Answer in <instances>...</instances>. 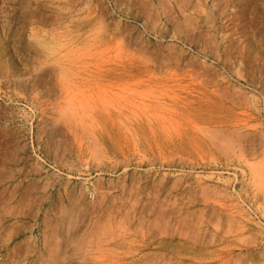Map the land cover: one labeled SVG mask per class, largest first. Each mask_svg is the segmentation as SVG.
Wrapping results in <instances>:
<instances>
[{
  "label": "rangeland",
  "instance_id": "obj_1",
  "mask_svg": "<svg viewBox=\"0 0 264 264\" xmlns=\"http://www.w3.org/2000/svg\"><path fill=\"white\" fill-rule=\"evenodd\" d=\"M55 39L84 65L58 68ZM96 110L119 144H77L67 119ZM262 173L264 0H0V264H264Z\"/></svg>",
  "mask_w": 264,
  "mask_h": 264
},
{
  "label": "bare ground",
  "instance_id": "obj_2",
  "mask_svg": "<svg viewBox=\"0 0 264 264\" xmlns=\"http://www.w3.org/2000/svg\"><path fill=\"white\" fill-rule=\"evenodd\" d=\"M183 10V9H182ZM93 13V12H92ZM104 18V17H103ZM104 21V20H103ZM59 22V21H58ZM105 23V22H104ZM103 23V24H104ZM113 25V24H112ZM116 25V24H115ZM101 26V25H100ZM103 27H104V25H103ZM102 27V28H103ZM108 27V26H107ZM113 27V26H112ZM106 28V27H105ZM98 32V31H97ZM121 33V32H120ZM57 34H59V33H57ZM111 35H112V31H111ZM117 35V34H116ZM110 36V35H109ZM56 37H57V35H56ZM58 38V37H57ZM120 38H122V40L124 39L123 37H120ZM59 39V38H58ZM139 39V38H138ZM145 39V38H144ZM161 39V38H160ZM110 40H111V38H110ZM134 40V39H133ZM136 40V39H135ZM147 40V39H146ZM106 41V40H105ZM117 41H118V39H117ZM147 43H149V42H147ZM126 44V43H125ZM120 45V44H119ZM80 46V45H79ZM90 46V45H89ZM73 47V46H72ZM91 47V46H90ZM87 48V47H86ZM123 48V47H122ZM78 49H80L79 47H78ZM93 49V48H92ZM117 50H119V49H117ZM128 50V49H127ZM131 50V49H130ZM72 51H74V49H72L71 47H70V45H68V46H66L65 45V43L64 44H62V42L60 41V42H57L56 41V39H55V46H54V49H53V53H54V55H55V57L56 58H54L53 60H56V62H57V64L60 66V67H58V68H60V69H65V67L66 68H68V67H72V66H78V67H81L80 65H82L83 63H85V62H79V60H77V61H75V62H72L71 61V59H68V58H70V53L72 52ZM80 52H81V50H79ZM105 51H106V49H105ZM120 51V50H119ZM122 51H124V50H122ZM126 51V50H125ZM84 52V51H83ZM121 52V51H120ZM129 52V51H128ZM75 53H76V51H75ZM74 53V54H75ZM116 53H117V51H116ZM78 54V53H77ZM133 54V53H132ZM79 55V54H78ZM78 55H76V56H78ZM92 55V54H91ZM161 55V54H160ZM72 56V55H71ZM86 56V55H85ZM89 57H90V55H88ZM73 57V56H72ZM119 57V56H118ZM175 57V56H174ZM79 58H80V56H79ZM121 58V57H120ZM163 58V57H162ZM74 59V58H73ZM139 59H141V57L139 58ZM149 59V58H148ZM170 59H172V58H170ZM175 59V58H174ZM119 60V59H118ZM91 61V60H90ZM142 61H143V58H142ZM149 61V60H148ZM171 61H173V59L171 60ZM150 62V61H149ZM142 63H144V62H142ZM56 64V65H57ZM91 64V63H90ZM117 64V63H116ZM119 64V63H118ZM121 64V63H120ZM84 65V64H83ZM87 65V64H86ZM92 65V64H91ZM122 65V64H121ZM143 65V64H142ZM156 65V64H155ZM88 66V65H87ZM184 66V65H183ZM83 67V66H82ZM180 67V66H179ZM120 70V73L123 75V77H125V80L126 79H136L137 78V80H139V82L140 81H144V80H150V78H144V75H140L139 76V70L137 69V66L135 65V64H133V62L132 63H129V64H127V65H123V66H121V68H119ZM174 69V68H173ZM104 72H105V74H104V76H103V79L105 80V81H110V76H109V74H110V69H108V68H106L105 70H104ZM118 72V71H117ZM148 72V71H147ZM76 74V73H75ZM78 74V73H77ZM146 74V73H145ZM158 74V73H157ZM73 75V74H72ZM60 76H61V74H60ZM147 76V75H146ZM159 76V75H158ZM63 77V76H62ZM66 77V76H65ZM69 77V76H68ZM67 77V78H68ZM93 78H94V76H93ZM101 78V77H100ZM121 78V77H120ZM66 79V78H65ZM180 79V78H179ZM56 81V80H55ZM59 81H60V79H59ZM62 81V80H61ZM70 81V80H69ZM129 81V80H128ZM71 82V81H70ZM153 82V81H152ZM68 83V82H67ZM154 83H158V81H155ZM62 84H63V82H62ZM69 85V84H68ZM67 85V86H68ZM78 85V84H77ZM168 85V84H167ZM89 86H91V85H89ZM161 86V85H160ZM76 87V86H75ZM81 88V87H80ZM79 88V89H80ZM132 88V87H131ZM152 88V87H151ZM164 88V87H163ZM82 89V88H81ZM89 89V88H88ZM90 89H92V88H90ZM155 89H157V88H155ZM181 89V88H180ZM94 90V89H93ZM133 90V89H132ZM137 90V89H136ZM136 90L135 91H133V92H130V93H132V95H133V93L134 92H136ZM150 90V89H149ZM164 90H166V89H161V90H159V92L157 93V94H155V92H154V97H153V95L149 92V94L150 95H152V100H154V101H156V102H158V103H161V99H163L164 98V96L165 95H167L168 94V92L167 91H164ZM188 90V89H187ZM186 90V91H187ZM59 91L61 92V94L64 96V99H63V96H62V100H65L66 101V105H68V102L70 101V98L71 97H69L73 92L70 90V89H68V88H65L64 86L63 87H60L59 86ZM70 91L72 92V93H70ZM89 91H91V90H89ZM88 91V92H89ZM96 91V90H95ZM98 91H99V89H98ZM164 91V92H163ZM59 92V93H60ZM79 92V91H78ZM77 92V93H78ZM81 92V91H80ZM97 92V91H96ZM105 92V91H104ZM129 92V91H128ZM142 92L144 93V91H141V94H142ZM146 92H148V91H146ZM145 92V93H146ZM153 92V91H152ZM178 92V91H177ZM70 93V94H69ZM84 93V92H83ZM91 93V92H90ZM90 93H88L89 95H88V97H90L91 96V94ZM93 93V92H92ZM140 93V92H139ZM173 93V96H172V99H173V101H175L176 102V104H178V106H181L182 107V109H186V110H188V111H190V110H195L196 108L195 107H192V105H191V103H188V100L191 98V97H195L193 94H192V92H185V96H183V97H181L182 95H179V93H176L175 91H173L172 92ZM80 94H82V93H80ZM86 94V93H85ZM140 94V95H141ZM196 94V93H195ZM202 94V93H201ZM69 95V96H68ZM72 95H74V93L72 94ZM71 95V96H72ZM93 95V94H92ZM147 95V94H146ZM171 95V94H170ZM74 96H76V94L74 95ZM74 96H73V98H74ZM124 96V95H123ZM139 96V95H138ZM142 96V95H141ZM140 96V97H141ZM168 96V95H167ZM82 97V96H81ZM84 97V96H83ZM105 97V96H104ZM103 97V98H104ZM127 97V96H126ZM132 97V96H131ZM136 97V96H135ZM144 97H146V96H144ZM171 97V96H170ZM68 98L69 99V101L67 102V100L66 99ZM76 98V97H75ZM85 98H87V96L85 97ZM93 97H91L90 99H92ZM117 98V97H116ZM124 98V97H123ZM134 98V97H133ZM149 98V97H148ZM88 99V98H87ZM111 99V98H110ZM122 99V98H121ZM128 99H130V98H128ZM76 100V99H75ZM77 100H79L78 99V96H77ZM81 100V99H80ZM93 100V99H92ZM108 100V99H107ZM115 100V99H114ZM125 100V99H124ZM137 100V99H136ZM74 101V100H73ZM90 101V100H89ZM108 101H110V100H108ZM116 101V100H115ZM117 101H118V99H117ZM130 101V100H129ZM132 101V100H131ZM130 101V102H131ZM139 101H141V100H139ZM160 101V102H159ZM52 102V101H51ZM107 101H105V102H103V103H106ZM135 102V101H134ZM65 103V102H64ZM70 103H71V101H70ZM69 103V104H70ZM73 103H75V102H73ZM87 103V102H86ZM90 103V102H89ZM89 103H87V104H89ZM110 103H111V101H110ZM124 103V102H123ZM127 103H129V102H127ZM157 103V104H158ZM83 104V103H82ZM86 104V105H87ZM58 105V104H57ZM66 105H64V107L66 106ZM71 105V104H70ZM75 105V104H74ZM93 105V104H92ZM109 105V104H108ZM126 105V104H125ZM137 105V104H136ZM69 106V105H68ZM72 106V105H71ZM83 106V105H82ZM84 106H85V104H84ZM88 106V105H87ZM89 106H91V103H90V105ZM115 106V105H114ZM114 106H113V108H114ZM120 106V105H119ZM139 106V105H138ZM141 106V105H140ZM143 106V105H142ZM177 106V107H178ZM92 108H93V106H91ZM103 107H104V105H103ZM121 107V106H120ZM126 107V106H125ZM134 107V106H133ZM157 107V106H156ZM68 110H69V108L68 107H66ZM72 108H73V106H72ZM72 108L70 109L71 111H72ZM78 108V107H77ZM85 108V107H84ZM88 109H89V107H87ZM116 108V107H115ZM139 108V107H138ZM155 108V107H154ZM60 109V108H59ZM91 109V108H90ZM97 109V108H96ZM100 109V108H99ZM101 109H103V108H101ZM105 109V108H104ZM122 109H124L123 107H122ZM127 109V108H126ZM141 109V108H140ZM180 109V108H179ZM49 110V109H48ZM58 110V109H57ZM74 110V109H73ZM77 110V109H76ZM87 110V109H86ZM93 110V109H92ZM115 110H117V109H115ZM118 110H119V108H118ZM128 110V109H127ZM132 110H133V108H132ZM131 110V111H132ZM147 110V109H146ZM175 110H177V108L176 109H173V111L175 112ZM70 111V112H71ZM90 111V110H89ZM105 111H107L106 109H105ZM129 111V110H128ZM170 111H171V109H170ZM172 111V112H173ZM55 112V111H54ZM63 112V111H62ZM78 112V111H77ZM103 112V111H102ZM108 112V111H107ZM109 112H111V111H109ZM119 112V111H118ZM118 112L115 114V115H113V114H111V113H101V112H97V110H96V112L94 113V111H93V114L94 115H92V111H91V115H89V113L87 114V118H86V114H85V119H87V120H85V119H83L81 116L80 117H78V116H75L74 115V113L75 112H73V118L71 117V118H65V119H67L68 120V123H67V126L69 127V129H70V131H71V133H73V135L72 136H74V138H75V141H77V144H79L80 146H82V145H84L85 144V142H87L88 141V143H86L87 145L89 144V142L92 144H95V147H97V145L98 146H103V145H106V144H109V143H116V144H119L118 143V136L119 135H121L120 134V131H119V129L117 128V122H118V118L116 117L117 115H118ZM123 112V111H122ZM144 112H146V111H144ZM57 113V112H56ZM142 113V112H141ZM176 113V112H175ZM83 114V113H82ZM137 114V113H136ZM145 114V113H144ZM149 114H151V113H149ZM158 114V113H157ZM52 115V114H51ZM58 115V114H57ZM65 116H66V114H64ZM121 115V108H120V113H119V116ZM159 115V114H158ZM162 114H160V116H161ZM170 115V114H169ZM183 115V114H182ZM61 116H63V115H61ZM64 116V117H65ZM75 116V117H74ZM140 116V115H139ZM152 116V115H151ZM154 116V115H153ZM157 116V115H156ZM155 116V117H156ZM172 116V115H171ZM178 116V115H177ZM63 117V118H64ZM125 117V116H124ZM133 117H137V116H133ZM149 117V116H148ZM158 117V116H157ZM121 118V117H120ZM120 118H119V120H120ZM127 118V117H126ZM141 118V117H140ZM147 118V117H146ZM161 118V117H160ZM138 119V118H137ZM151 118H148V120H149V122H151L152 120H150ZM162 119V118H161ZM160 119V120H161ZM126 120H128V119H126ZM87 121V122H86ZM121 121V120H120ZM131 121V120H130ZM156 121V120H155ZM162 122H163V120H161ZM160 121V122H161ZM172 121H173V119H172ZM176 120H174V122H175ZM67 122V121H66ZM148 122V121H147ZM146 123V122H143V121H138V128L139 129H141L142 131H144L145 130V128H146V124H150V123ZM158 122V121H157ZM171 122V121H170ZM64 123V122H63ZM134 123V122H133ZM146 123V124H145ZM152 123H153V121H152ZM172 123V122H171ZM243 123V122H242ZM123 124H125V123H123ZM159 124V123H158ZM135 125V124H134ZM151 125V124H150ZM149 125V126H150ZM169 125H170V123H169ZM173 125V124H172ZM66 126V125H65ZM125 126V125H124ZM130 126V125H129ZM161 126V125H160ZM168 126V125H167ZM135 127V126H134ZM134 127H132V129H134ZM156 127V126H155ZM198 127V126H197ZM126 128H127V126H126ZM168 128V127H167ZM68 129V130H69ZM149 129V128H148ZM156 129V128H155ZM214 129V128H213ZM218 129V128H217ZM239 129V128H238ZM125 130V129H124ZM127 130V129H126ZM175 130H176V128H175ZM174 130V131H175ZM206 130H208V129H206ZM224 130V129H223ZM223 130H220V132L221 131H223ZM233 130V129H232ZM138 131V130H137ZM137 131H135V132H137ZM140 131V130H139ZM141 131V132H142ZM153 131V130H152ZM170 131V130H169ZM214 131H218V130H214ZM239 131V130H238ZM126 132V131H125ZM127 132H128V130H127ZM132 131L130 130V133H131ZM147 132V131H146ZM145 132V133H146ZM204 132H205V130H204ZM219 132V133H220ZM133 133V132H132ZM140 133V132H139ZM152 133H154V132H152ZM178 133V132H177ZM217 133V132H216ZM230 133V132H229ZM235 133H237V132H235ZM137 134V133H136ZM209 134V133H208ZM221 134V133H220ZM223 134V133H222ZM245 134V133H244ZM131 135V134H130ZM134 135V134H133ZM133 135H131V139H132V136ZM204 135V134H203ZM212 135H213V133H212ZM224 135H225V133H224ZM223 135V136H224ZM125 136H126V134H125ZM138 136V135H137ZM146 136V135H145ZM219 136H221L222 137V135H219ZM260 136V135H259ZM130 137V136H129ZM140 137H142L141 135H140ZM147 137V136H146ZM206 137V136H205ZM208 137V136H207ZM234 137V136H233ZM236 137V136H235ZM234 137V138H235ZM238 137H239V135H238ZM124 138V137H123ZM136 138V137H135ZM138 138V137H137ZM144 138V137H143ZM214 138V137H213ZM220 138V137H219ZM244 138V137H243ZM121 139H122V135H121ZM142 139V138H141ZM140 139V140H141ZM221 139V138H220ZM220 139H218V140H220ZM231 139V138H230ZM242 139V138H241ZM126 140H127V138H126ZM126 140H124L125 141V143H124V141H123V144H127V143H129V140H128V142H126ZM133 140V139H132ZM143 140V139H142ZM244 140H245V138H244ZM243 140V141H244ZM131 141V140H130ZM213 141H216V139L215 140H213ZM222 141V140H221ZM220 141V142H221ZM219 142V143H220ZM224 142V141H223ZM259 142V141H258ZM135 143H136V141H135ZM140 143H141V141H140ZM230 143H231V141H230ZM76 144V146H78ZM121 145V144H120ZM129 145H130V143H129ZM230 145H232V143L230 144ZM92 146V145H91ZM226 147V146H225ZM232 147V146H231ZM98 148H100V147H98ZM128 149V148H127ZM93 150H94V148H93ZM98 150V149H97ZM101 150V149H100ZM95 152H96V150H95ZM99 152H101V151H99ZM98 151H97V153H99ZM93 154V153H92ZM95 154V153H94ZM102 154H104V153H102ZM241 156V155H240ZM257 164H259V163H257ZM128 167V166H127ZM257 171V170H256ZM258 174H259V171H258ZM263 174V173H262ZM261 174V175H262ZM260 175V176H261ZM264 175V174H263ZM258 176V175H257ZM66 177V176H65ZM261 178V177H260ZM264 178V177H263ZM244 179V178H243ZM256 179H257V177H256ZM261 180V179H260ZM264 180V179H263ZM262 182V181H261ZM258 183V182H257ZM260 183V182H259ZM210 193V192H209ZM205 194V193H204ZM130 207H132V205L130 206ZM133 208V207H132ZM153 213V212H152ZM140 214V213H139ZM157 214V213H156ZM199 215V214H198ZM126 216V215H125ZM127 217V216H126ZM137 217H138V215H137ZM160 217V216H159ZM68 218H69V216H68ZM140 218V217H139ZM138 218V219H139ZM147 218V217H146ZM145 218V219H146ZM163 218V219H162ZM175 218V217H174ZM173 218V219H174ZM192 218V217H191ZM141 219V218H140ZM158 220H153V221H148V222H143V223H140L139 222V225L138 226H140V227H153V228H155V227H162V225L164 226L163 227V229L165 228V227H170L169 228V230H171V228H172V225H173V223H175V221L173 222V220L171 219V218H167V219H165L164 217H163V215H161V218H157ZM72 220V219H71ZM144 220V219H143ZM187 220V219H186ZM110 221V220H109ZM113 221V220H112ZM119 221V220H118ZM123 221H125V220H123ZM141 221V220H140ZM197 221V220H196ZM201 221V220H200ZM107 222V221H106ZM111 222V221H110ZM94 223V222H93ZM122 223V222H121ZM120 223V224H121ZM128 223H130V222H128ZM185 223H186V221H185ZM199 223V222H198ZM201 223V222H200ZM104 224H106V223H104ZM119 224V225H120ZM91 225H93V224H91ZM103 225V224H102ZM109 225V224H108ZM122 225H124L123 223L120 225V226H122ZM129 225V224H128ZM65 226V225H64ZM105 226V225H104ZM114 226H116L117 227V225L115 224ZM101 227V226H100ZM103 227V226H102ZM107 227V226H106ZM105 227V228H106ZM93 228V227H92ZM104 228V227H103ZM105 228H104V230H105ZM113 228V227H112ZM127 228V227H126ZM132 228V227H131ZM110 230H111V228H109ZM129 229V228H128ZM162 229V230H163ZM166 229V228H165ZM232 229V228H231ZM107 230V229H106ZM105 230V231H106ZM102 232H103V230H101ZM124 231V230H123ZM166 231H167V229H166ZM226 233V232H225ZM98 234V233H97ZM107 234V233H106ZM109 234H111V233H109ZM129 234V233H128ZM194 234V233H193ZM199 234V233H198ZM102 235V234H101ZM100 236V235H99ZM98 236V237H99ZM124 236V235H123ZM123 236H122V238H123ZM185 236H186V234H185ZM192 236H194V235H191L190 237H192ZM184 237V236H183ZM188 237H189V235H188ZM224 237V236H223ZM111 238V237H110ZM115 238V237H114ZM87 239V238H86ZM85 239V240H86ZM119 239V238H118ZM197 239V238H196ZM212 239V238H211ZM227 239V238H226ZM104 240V239H103ZM111 240V239H110ZM126 240V239H125ZM189 240V239H188ZM192 240H194L193 239V237H192ZM96 241V240H95ZM97 241H98V239H97ZM100 241V240H99ZM98 241V242H99ZM102 241V240H101ZM108 241V240H107ZM114 241V240H113ZM212 241V240H211ZM67 242V241H66ZM72 242V241H71ZM124 242V241H123ZM130 242V241H129ZM128 242V243H129ZM165 241H163V243H164ZM171 242V241H170ZM193 242V241H192ZM202 242V241H201ZM200 242V243H201ZM222 242V241H221ZM77 243V242H76ZM117 243H119V242H117ZM148 243V242H147ZM167 244H168V242H166ZM172 243V242H171ZM204 243H205V241H204ZM95 244V243H94ZM149 244H151V243H149ZM148 244V245H149ZM167 244H166V246H167ZM185 244V243H184ZM187 244V243H186ZM190 244V243H189ZM192 244V243H191ZM74 245V244H73ZM79 245V244H78ZM90 245V244H89ZM120 245V244H119ZM125 245V244H124ZM133 245V244H132ZM141 245V244H140ZM193 245V244H192ZM204 245V244H203ZM217 245V244H216ZM68 246V245H67ZM75 246H77V245H75ZM82 246V245H81ZM97 246V245H96ZM100 246H101V244H100ZM115 246V245H114ZM151 246V245H150ZM157 246V245H156ZM99 247V246H98ZM160 247L161 248H165V246L163 245L162 246V243H161V241H160ZM173 247V246H172ZM179 247V246H178ZM97 248V247H96ZM101 248V247H100ZM104 250H106L105 248H106V246H105V248L104 247H102ZM101 248V249H102ZM113 248V247H112ZM163 248V249H164ZM84 249H86V248H84ZM100 249V250H101ZM111 249V248H110ZM114 249V248H113ZM117 249V248H116ZM132 249H133V247H132ZM141 249V248H140ZM149 249V248H148ZM166 249V248H165ZM121 250V249H120ZM120 250H118V251H120ZM137 250V249H136ZM175 250V249H174ZM84 251V250H83ZM91 251V250H90ZM89 251V252H90ZM98 251V250H97ZM113 251V250H112ZM116 251V250H115ZM115 252V254H119V252ZM87 252V251H86ZM86 252H84V254L86 253ZM101 252H102V250H101ZM104 252V251H103ZM107 252H109L108 250H107ZM140 252V251H139ZM182 252V251H181ZM214 252V251H213ZM114 253V252H113ZM220 253V252H219ZM106 254V253H105ZM104 254V255H105ZM88 255H91L90 253L88 254ZM95 255V254H94ZM93 255V256H94ZM102 255V254H101ZM103 255V256H104ZM108 255V254H107ZM141 255H142V253H141ZM92 256V255H91ZM100 256V255H99ZM110 256V255H109ZM108 256V257H109ZM119 256H121V255H119ZM127 256V255H126ZM107 256H106V258H108ZM115 257H117V258H119L118 256H115ZM132 257V256H131ZM135 257V255H133V258ZM142 257V256H141ZM208 257V256H207ZM92 258V257H91ZM94 258H95V256H94ZM98 258V257H97ZM104 258H105V256L103 257V262L101 261V263L102 264H107V261H105L104 260ZM121 258V257H120ZM127 258V257H126ZM143 258V257H142ZM224 258V257H223ZM100 259V258H99ZM108 259H110V258H108ZM122 259H123V257H122ZM122 259L120 260V262L122 261ZM181 259V258H180ZM88 260V259H87ZM93 259H91V261H92ZM111 261V260H110ZM114 261V260H113ZM113 261H111V262H113ZM118 261V260H117ZM117 261L115 262L116 264H118L117 263ZM189 261H190V259H189ZM192 261V260H191ZM87 262V261H86ZM89 262V261H88ZM94 262H95V259H94ZM105 262V263H104ZM124 262H126V260L124 261ZM114 263V264H115ZM122 263H123V261H122ZM127 264H128V261L126 262ZM182 263H183V261H182ZM100 264V263H99ZM110 264V263H109Z\"/></svg>",
  "mask_w": 264,
  "mask_h": 264
}]
</instances>
